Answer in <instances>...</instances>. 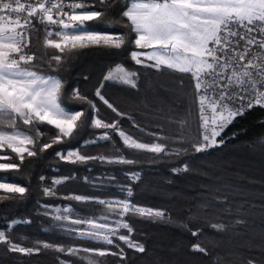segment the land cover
Segmentation results:
<instances>
[{"label": "snow or ice", "instance_id": "1", "mask_svg": "<svg viewBox=\"0 0 264 264\" xmlns=\"http://www.w3.org/2000/svg\"><path fill=\"white\" fill-rule=\"evenodd\" d=\"M117 8L124 10L119 12L118 18L109 19ZM98 23L118 24L124 31L117 35L100 32L92 27ZM39 25L44 26L45 45L59 52L50 55L47 60L29 47L31 34L38 31ZM52 36L59 37L60 41L49 38ZM129 45H134L136 49H151L132 50L130 58L135 64L154 68L157 72L168 70L190 73L194 81L188 113L177 118L179 127L166 136L149 133L153 137L152 143L141 142L139 138L128 134L119 120L106 122L100 118L96 104L82 95L78 88L72 90V96L86 101L94 115L89 118L83 110L66 112L60 103L64 82L58 75L49 74V70L58 72L66 59L82 55L84 50L97 48L115 55ZM136 78V72L117 64L103 80L136 88ZM83 79L87 80L88 77L84 76ZM102 87L103 83L96 89V97L117 117L123 118L126 114L118 111L102 95ZM255 106L264 108V0H0V148H11L21 164L25 160V153L28 157H39L54 144L75 139L82 129L92 127L105 131L95 139L86 141L85 147L100 141L111 142L115 147L112 137L116 135L124 149L151 153L152 159L188 156L189 160L182 169L173 170L174 173L187 172L192 169V158L196 154H210L211 150L221 147L225 143L222 136L225 129ZM197 110L198 118L193 121ZM18 121L35 127L36 138L17 131ZM41 124L50 125L56 130L50 142L42 143L39 139L51 132V129L41 131ZM133 126L139 127L134 120ZM5 127L12 131H5ZM23 145L33 147L30 149ZM115 151L117 154L112 156H93L81 154L79 149H69L66 154L64 150L56 152V156L72 164L136 163V160L127 158L120 148L116 147ZM0 159L7 160L10 157L3 156ZM21 164L0 163V171L18 170ZM74 178L73 175L64 177L63 181L53 180V186L49 187L43 184L46 178L40 176L43 196L56 197L55 186ZM111 179L114 178L106 174L84 178L94 189H103L104 182H110ZM130 179L139 181L140 174L132 172ZM0 190L10 194L3 197L5 200L20 202L31 195L29 187L16 182H0ZM120 191L126 192V198L101 199L86 195L63 197L108 205L119 217L111 222L107 216L103 218V223H96L93 219H70V208H64L62 212L60 207L53 209L47 204H40L39 207L44 210L45 216H50L54 221L51 229L71 234L70 239L119 248V252L111 254L119 255L123 260L124 249L116 243L117 240L139 253L145 252L143 244L131 240L133 227L124 218L138 215L164 221L165 212L132 203L129 199L133 195L131 187L121 186ZM203 207L201 205L200 209ZM52 212L55 214L52 215ZM21 223L30 224L31 220L26 218ZM240 223L237 221V224ZM70 225L89 227L75 228ZM213 227L223 230L225 224L218 223ZM122 229L128 235L121 234ZM192 234L197 235L196 232ZM0 243L6 245V250L11 253L31 256L41 251L40 247H21L6 236L5 231H0ZM43 248L66 252L71 256L81 252L100 257L107 254L98 248L81 249L50 243H44ZM250 250L253 254L244 264H264V241L250 245ZM193 251L205 253L206 249L197 244ZM89 264H93L91 259Z\"/></svg>", "mask_w": 264, "mask_h": 264}, {"label": "trees", "instance_id": "2", "mask_svg": "<svg viewBox=\"0 0 264 264\" xmlns=\"http://www.w3.org/2000/svg\"><path fill=\"white\" fill-rule=\"evenodd\" d=\"M130 5V3H129ZM117 8L109 19L118 18ZM92 27L99 31L120 34L124 29L118 24L98 23ZM44 26L39 25L30 37V49L39 53L45 60L58 50L47 47ZM57 39L56 36L49 37ZM70 47V44H69ZM137 50L134 45L123 48L117 54H108L103 49H87L82 55L66 59L58 72L49 70V74L58 75L64 82V94L60 103L71 111H86L89 118L94 113L86 101L72 96V90L78 88L82 95L92 100L99 109L100 118L106 122L119 120L128 134L139 138L141 142L152 143L149 133L166 136L179 127L177 118L186 116L192 102L191 93L194 81L190 73L157 72L154 68L137 65L130 58V52ZM115 52L116 50H112ZM121 64L128 71L136 72V88L122 83L104 81L109 70ZM87 76L88 79H83ZM102 95L113 103L118 111L126 115L121 118L108 109L96 97L97 88ZM198 110L193 121L198 118ZM131 116L132 119H128ZM133 120L139 127L133 126ZM48 136L40 137L41 142H50L55 129L50 125H39ZM4 129H10L5 127ZM17 129L36 138V128L17 122ZM143 129V131H141ZM195 129V123H192ZM104 129L86 127L81 134L68 142L54 144L39 157H28L21 164L18 155L8 147L0 150L10 159L6 163L21 164L18 170L0 171V180L16 182L31 189V195L24 201L3 199L10 194L0 190V230L5 231L14 243L23 247H40L39 253L31 256L11 253L6 245L0 243V264H244L253 252L250 245L264 241V108L259 106L247 110L237 117L222 136L225 143L210 154H196L192 158V169L174 173L182 169L188 156L163 157L152 159L153 154L132 152L124 149L122 141L116 135L111 142L100 141L96 144L85 142L95 139ZM177 145H173L176 147ZM33 146L29 145L31 149ZM118 147L123 154L136 160L133 165L101 164L88 162L72 164L61 161L56 152L79 149L84 155H116ZM91 169V171H89ZM140 174L139 181L130 179V173ZM101 174L114 178L104 182L103 189H94L84 178H94ZM75 176L74 179L56 185V197H44L40 176L46 180L44 186H53V180ZM95 183V181H93ZM121 186L131 187L132 203L165 212L164 221L126 216L124 219L133 227L132 241L145 246V252L139 253L128 248L123 241L116 243L124 249V259L112 252L119 248L100 245L82 239H70L71 234L51 229L54 221L44 215L40 204L70 208V219H97L110 214L108 205L84 203L65 196L86 195L101 199H124ZM227 197V199H225ZM203 205V209L200 206ZM52 215L55 213L52 212ZM30 218L31 223H21ZM167 221V222H166ZM237 221H241L237 224ZM224 223L225 228H214V224ZM83 228L86 225H70ZM44 229H49L45 231ZM196 232L197 235L192 233ZM128 234V233H127ZM63 245L65 247L98 248L106 251L104 257L92 253H79L76 256L44 249L43 244ZM206 249L205 253L193 251L195 245Z\"/></svg>", "mask_w": 264, "mask_h": 264}, {"label": "rangeland", "instance_id": "3", "mask_svg": "<svg viewBox=\"0 0 264 264\" xmlns=\"http://www.w3.org/2000/svg\"><path fill=\"white\" fill-rule=\"evenodd\" d=\"M130 6V5H129ZM99 31V30H98ZM100 32H104V31H100ZM107 33H109V34H112V35H117V34H114V33H110V32H107ZM55 40H57V41H60V38L59 37H57V39H55ZM136 51H151V49H137ZM254 51H255V49H254ZM116 67V66H115ZM115 67H113L112 69H114ZM61 106L65 109V111L66 112H75V111H71V110H68L66 107H64L62 104H61ZM5 131H12V129H4ZM17 131H21V132H25V131H22V130H19V129H16ZM25 133H27V132H25ZM28 134V133H27ZM23 146H25V147H29V145H23ZM7 146H5L4 148H0V150L1 149H5ZM11 149V148H10ZM3 156H6V155H4V154H0V157H3ZM0 163H6V160L5 159H0ZM0 182H8V181H4V180H0ZM115 207V206H114ZM140 207H142V206H140ZM117 210H118V208H117ZM107 217H108V221L109 222H111V221H113V220H115V219H118L119 217L115 214V213H113L111 210H110V214H108L107 215ZM104 217H102V218H97V219H93L94 220V222H96V223H103L104 222V219H103ZM89 227V225H86L85 227H83V228H88ZM0 231H2V230H0ZM121 234H125V235H128L127 234V231L126 230H121ZM21 246V245H20ZM21 247H23V246H21ZM62 264V263H61ZM68 264V263H67Z\"/></svg>", "mask_w": 264, "mask_h": 264}]
</instances>
